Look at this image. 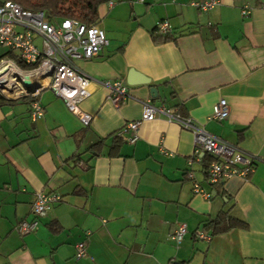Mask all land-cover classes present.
Instances as JSON below:
<instances>
[{
  "label": "crops",
  "instance_id": "1",
  "mask_svg": "<svg viewBox=\"0 0 264 264\" xmlns=\"http://www.w3.org/2000/svg\"><path fill=\"white\" fill-rule=\"evenodd\" d=\"M108 1L96 20L108 44L75 63L100 79L125 82L132 71L148 81L126 83L131 97L118 105L96 89L79 104L92 114L88 125L51 88L36 97L0 94V264H264V0H219L208 11L195 0ZM0 46V59L14 55ZM220 98L229 114L211 119ZM33 99L44 110L35 118ZM145 99L237 144L253 169L210 183V155L199 151L189 163L192 132L164 116L141 119ZM132 120L140 121L138 138L130 143L126 131L116 139ZM189 170L208 198L193 191ZM36 190L61 198L20 235L15 225L32 218ZM224 210L245 226L198 238ZM178 222L186 232L176 242L169 236ZM80 240L86 255L76 258Z\"/></svg>",
  "mask_w": 264,
  "mask_h": 264
},
{
  "label": "built area",
  "instance_id": "2",
  "mask_svg": "<svg viewBox=\"0 0 264 264\" xmlns=\"http://www.w3.org/2000/svg\"><path fill=\"white\" fill-rule=\"evenodd\" d=\"M218 3L219 0L192 1V4L202 11H208ZM112 4L113 1L109 0L108 5ZM241 11L247 13L249 7L245 5ZM156 28L162 34L167 33L169 23L166 20L159 21ZM0 44L14 53L13 56L0 59L1 95L6 96L4 89L13 85L8 77L13 73L20 92L11 97L22 95L36 97L42 89L51 88L83 125L91 122L92 114L83 110L79 104L96 89H106V99L113 105H118L131 97L122 79L96 78L75 63L76 59L98 55L108 44L105 31L98 24L88 25L74 18L56 21L48 17L43 10L25 9L15 1L3 0L0 2ZM25 76H38L42 80L25 85L22 82ZM43 77L47 78L46 83H42ZM140 103L141 119L151 120L157 116H164L192 132L194 149L193 156L188 158V162L191 163L193 159L198 160L199 151L209 154L212 160L205 167V173L210 183H217L231 175L245 176L253 169L254 159L250 155L241 150L237 144L208 132L192 117L179 113L173 107L153 103L150 99L141 100ZM30 109L34 118L43 115V106L38 99L31 101ZM228 114V103L225 98H220L213 105L209 118L223 120ZM139 122V120L127 121L118 131V135L123 136L126 131H131L126 140L133 143L138 138ZM160 149L164 154H173L172 150L163 145ZM187 174L192 179L193 191L208 198L209 192L193 179L192 172L189 170ZM60 198L58 193L36 190L31 202L32 218L18 221L15 225L16 231L20 235L33 231L38 225L40 216L46 214L50 204ZM185 232L186 224L178 222L169 237L179 242ZM195 234L203 240L210 238V234L203 228L197 229ZM74 246L76 258L86 255L84 240L76 242Z\"/></svg>",
  "mask_w": 264,
  "mask_h": 264
},
{
  "label": "trees",
  "instance_id": "3",
  "mask_svg": "<svg viewBox=\"0 0 264 264\" xmlns=\"http://www.w3.org/2000/svg\"><path fill=\"white\" fill-rule=\"evenodd\" d=\"M25 9L43 10L53 20L59 21L63 18H74L81 23L97 24V7L106 0H12ZM167 35V34H164ZM10 53V52H7ZM116 139L122 140V136L115 135ZM206 157V156H205ZM204 157V158H205ZM203 158V159H204ZM206 166L212 157H208ZM245 226V222L238 218L229 216L227 211H220L218 215L209 220L203 228L210 234L227 231L232 227Z\"/></svg>",
  "mask_w": 264,
  "mask_h": 264
},
{
  "label": "bare ground",
  "instance_id": "4",
  "mask_svg": "<svg viewBox=\"0 0 264 264\" xmlns=\"http://www.w3.org/2000/svg\"><path fill=\"white\" fill-rule=\"evenodd\" d=\"M12 74H9L8 77L10 78V81H11V83L13 85H11L10 88L4 89V94L6 96H8V97L14 96L18 92H20V87L17 85V83H16L15 79L13 78V75ZM23 79L26 80V81H28V83H30V84L31 83L33 84V83H35V82H37L39 80H42V78L41 77H38V76H25ZM46 81H47V78L46 77H43V82L42 83H46Z\"/></svg>",
  "mask_w": 264,
  "mask_h": 264
},
{
  "label": "water",
  "instance_id": "5",
  "mask_svg": "<svg viewBox=\"0 0 264 264\" xmlns=\"http://www.w3.org/2000/svg\"><path fill=\"white\" fill-rule=\"evenodd\" d=\"M0 2H3V0H0ZM148 80L144 79V77H142L141 75H138L134 72H129L128 74V77L125 81V83H128V84H135V83H140V82H147ZM22 82L25 84V85H29L28 81L26 80H22ZM150 92L151 93H155L156 92V89L154 87H151L150 88ZM8 97V96H6ZM10 98H13V97H10Z\"/></svg>",
  "mask_w": 264,
  "mask_h": 264
},
{
  "label": "rangeland",
  "instance_id": "6",
  "mask_svg": "<svg viewBox=\"0 0 264 264\" xmlns=\"http://www.w3.org/2000/svg\"><path fill=\"white\" fill-rule=\"evenodd\" d=\"M0 48H1V46H0ZM4 49H5V48H4ZM4 49H3V50H4Z\"/></svg>",
  "mask_w": 264,
  "mask_h": 264
}]
</instances>
